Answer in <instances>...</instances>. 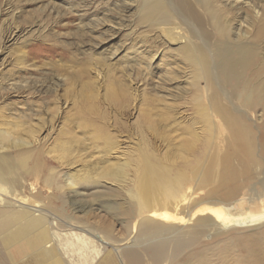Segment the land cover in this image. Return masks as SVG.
I'll use <instances>...</instances> for the list:
<instances>
[{"label":"bare ground","instance_id":"obj_1","mask_svg":"<svg viewBox=\"0 0 264 264\" xmlns=\"http://www.w3.org/2000/svg\"><path fill=\"white\" fill-rule=\"evenodd\" d=\"M135 1L140 25L185 65L192 90L186 125L159 120L175 123L177 140L169 143L142 112L135 124L122 122L138 108L134 78L133 88L108 85L111 124L92 102H83L80 123L59 133L61 142L50 149L39 146L34 130L2 124L0 264H74L69 247L82 250L80 264H171L206 232L264 228V0ZM234 18L240 19L235 29ZM7 32L10 46L24 40L23 30ZM19 53L26 55L23 47ZM84 140L103 158L86 163L79 175H62L78 162ZM161 142L167 143L163 153ZM86 187L93 189L92 202L129 221L124 239L107 224L79 222L65 209L85 197L79 189ZM45 190L47 202L39 200ZM201 191L205 196L194 199ZM69 194L74 200L62 198ZM254 198L261 200L256 211ZM201 204L206 208L194 212ZM218 204L222 208H213Z\"/></svg>","mask_w":264,"mask_h":264},{"label":"rangeland","instance_id":"obj_2","mask_svg":"<svg viewBox=\"0 0 264 264\" xmlns=\"http://www.w3.org/2000/svg\"><path fill=\"white\" fill-rule=\"evenodd\" d=\"M234 19L235 29L240 19ZM143 26L139 23L135 0H0V64L3 65L0 69V126L6 123L32 129L39 146L50 149L61 142L59 133L80 123L79 110L83 102L87 105L92 102L111 124L115 113L108 106V85L116 83L133 88L134 78L138 84V108L134 117L120 120L135 124L142 112L154 122L157 131L164 132L168 142L176 141L178 132L174 124L186 125L183 117L188 114L191 100L185 65L169 45H160L157 35ZM10 29L23 30L24 40L14 46L6 44ZM22 47L26 52L24 57L19 53ZM97 70L102 74L99 77L95 75ZM165 117H171L175 123L159 121ZM73 131L77 138L83 139L78 129ZM161 143L159 150L163 153L162 148L167 143ZM75 155L78 162L62 169V175L66 172L79 175L86 163L94 166L103 158L88 140L82 141V148ZM248 190L249 187L244 190L246 200ZM205 191L193 198H203ZM79 192L85 197L75 200H84L86 205L71 200L65 209L73 210L79 222L85 221L91 226L107 224L116 238L124 239L130 229L126 217L109 215L102 201L92 202V188H81ZM47 193L50 195L52 191L47 190ZM45 196L46 190L39 200L47 202ZM70 197V194L62 195L63 199ZM110 200L119 203L117 199ZM260 201L253 199L252 210L259 209ZM60 204L57 200L51 203L56 208L61 207ZM203 205L194 212L206 208ZM212 206L222 208L219 204ZM242 206L246 203L242 202ZM192 225L193 221L187 227ZM130 236H135V230ZM69 248L74 264L83 262L82 250ZM171 264H264V228L206 232Z\"/></svg>","mask_w":264,"mask_h":264}]
</instances>
